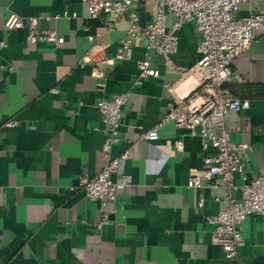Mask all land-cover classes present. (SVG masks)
I'll return each instance as SVG.
<instances>
[{
  "label": "crops",
  "instance_id": "0c3cea01",
  "mask_svg": "<svg viewBox=\"0 0 264 264\" xmlns=\"http://www.w3.org/2000/svg\"><path fill=\"white\" fill-rule=\"evenodd\" d=\"M261 7L244 2L238 16ZM133 9L140 24L157 10L152 0ZM10 12L34 17L39 30L52 29L62 40L28 41L27 28L5 27ZM173 20L167 16L168 26ZM127 27L124 20L107 30L83 0H0V264H264L258 216L243 220L235 258L213 242L206 217L227 206V191L206 181L188 185L202 168L200 139L173 120L161 122L175 97L193 85L179 78L199 58L194 23L176 30L177 51L169 60L153 56L159 75L140 84L133 81L144 39L135 40L130 58L117 55ZM224 88L248 100L247 108L226 114L225 124L231 139L246 146L249 174L264 173L261 31L233 60ZM128 89L110 156L117 160L112 179L126 173L131 181L116 201H91L78 177L94 176L105 164V124L96 102ZM156 125L158 138L146 139ZM233 195L242 196L240 190Z\"/></svg>",
  "mask_w": 264,
  "mask_h": 264
},
{
  "label": "built area",
  "instance_id": "2783aa9c",
  "mask_svg": "<svg viewBox=\"0 0 264 264\" xmlns=\"http://www.w3.org/2000/svg\"><path fill=\"white\" fill-rule=\"evenodd\" d=\"M88 14L99 18L107 30H114L124 20L128 27L120 40L118 57L130 58L137 38L144 39V56L136 62L138 72L134 84L144 78L157 77L153 56L169 60L177 51L178 30L185 22H193L199 35L197 50L199 58L187 69H182L180 80L191 79L193 85L184 95H177L174 104L162 116L161 122L173 120L189 134L199 137L202 150V168L198 175L191 174L189 186H200L203 181L221 185L227 191V206L216 214L206 217L212 228V240L224 255L235 258L242 243L241 224L250 215L258 216L264 223V173L249 174L246 146L234 142L225 124L228 112H239L248 107V100H239L227 94L224 85L232 79V62L256 41V31L264 34V0L260 9L245 16H238L240 6L250 0H152L156 7L154 18L140 24L133 7L144 0H83ZM174 16L168 26L167 16ZM7 29L27 28V40L60 42L62 37L52 29L39 30L34 17L23 18L10 12L5 19ZM90 42L94 37L88 36ZM131 91L124 90L109 98H100L96 106L105 124L103 156L105 164L94 176H79L78 186L91 201H116L130 184L131 178L123 173L117 179V160L110 150L119 140V120L122 107ZM13 125L12 121L8 122ZM146 139L158 138L157 125L143 134ZM182 148L180 140L175 142ZM125 149L121 158L130 157ZM238 176L240 182L235 181ZM240 190L236 197L233 191Z\"/></svg>",
  "mask_w": 264,
  "mask_h": 264
}]
</instances>
